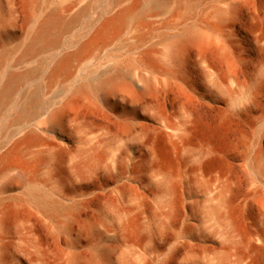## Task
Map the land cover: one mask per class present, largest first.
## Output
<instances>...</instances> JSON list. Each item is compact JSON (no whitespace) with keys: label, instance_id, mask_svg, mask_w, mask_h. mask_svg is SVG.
Listing matches in <instances>:
<instances>
[{"label":"rangeland","instance_id":"rangeland-1","mask_svg":"<svg viewBox=\"0 0 264 264\" xmlns=\"http://www.w3.org/2000/svg\"><path fill=\"white\" fill-rule=\"evenodd\" d=\"M4 144L0 264H264V0H0Z\"/></svg>","mask_w":264,"mask_h":264},{"label":"bare ground","instance_id":"bare-ground-1","mask_svg":"<svg viewBox=\"0 0 264 264\" xmlns=\"http://www.w3.org/2000/svg\"><path fill=\"white\" fill-rule=\"evenodd\" d=\"M81 13H83V10H82V12H79L77 15H74L73 17H71L69 24L74 23L80 17ZM61 20H62L61 16L55 12L50 13L46 17V19L43 20V22L40 24L39 30H37L38 31L37 35L35 36V38L32 39L31 43L28 45V48H27L28 54H29V52L31 53L32 51H34L36 49V46H38V43H43L44 41L48 40L52 36V34L55 31V29L57 28V26L61 23ZM190 34H191V38H192V33H190ZM190 34L188 33V35H190ZM196 35L197 34H195V39L197 37ZM197 39H199V38H197ZM175 54H177V53H175ZM24 56H27V55H24ZM68 60H71V57L68 56V58L63 59V61H61L58 64V67L56 68V71H54V72L55 73L58 72L59 69H62L61 67L64 68V66L67 65V63H68ZM21 78H22V76H20V75H10L8 77L6 85L2 89L3 94L11 93L13 91V89L15 88L17 82ZM14 179L21 181V177L19 175L16 176ZM38 195L41 198V200L44 201L45 204L52 203L50 201V199L48 198V196H46V194L43 195V194L38 193ZM58 204H59V202H58ZM52 207H53V205H52ZM76 261H77V259H73L72 263L74 264Z\"/></svg>","mask_w":264,"mask_h":264},{"label":"water","instance_id":"water-1","mask_svg":"<svg viewBox=\"0 0 264 264\" xmlns=\"http://www.w3.org/2000/svg\"><path fill=\"white\" fill-rule=\"evenodd\" d=\"M5 145H6V144H4V145L0 146V150H1L2 148H4V147H5Z\"/></svg>","mask_w":264,"mask_h":264}]
</instances>
